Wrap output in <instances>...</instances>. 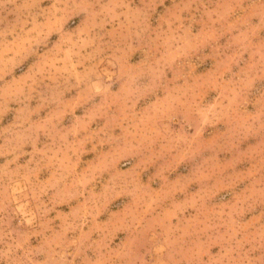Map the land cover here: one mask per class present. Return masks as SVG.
<instances>
[{
	"label": "rangeland",
	"instance_id": "374dc122",
	"mask_svg": "<svg viewBox=\"0 0 264 264\" xmlns=\"http://www.w3.org/2000/svg\"><path fill=\"white\" fill-rule=\"evenodd\" d=\"M0 264H264V0H0Z\"/></svg>",
	"mask_w": 264,
	"mask_h": 264
}]
</instances>
